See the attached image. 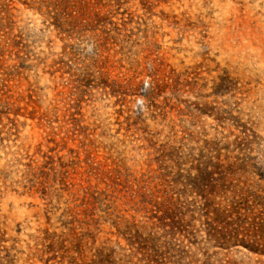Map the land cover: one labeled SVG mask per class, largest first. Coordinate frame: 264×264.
Instances as JSON below:
<instances>
[{"label": "rangeland", "instance_id": "374dc122", "mask_svg": "<svg viewBox=\"0 0 264 264\" xmlns=\"http://www.w3.org/2000/svg\"><path fill=\"white\" fill-rule=\"evenodd\" d=\"M0 264H264V0H0Z\"/></svg>", "mask_w": 264, "mask_h": 264}]
</instances>
